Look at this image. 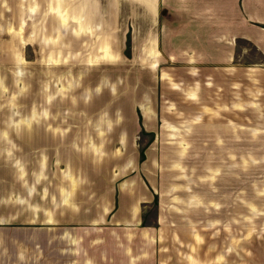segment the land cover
<instances>
[{"label":"rangeland","instance_id":"rangeland-1","mask_svg":"<svg viewBox=\"0 0 264 264\" xmlns=\"http://www.w3.org/2000/svg\"><path fill=\"white\" fill-rule=\"evenodd\" d=\"M172 17L159 0H0V60L12 63L9 76L0 65V123L27 120L33 99L11 96L32 87L51 110L43 120L83 133L89 162L73 202L88 210L75 216L107 236L93 246L105 264L134 257L137 227L152 240L138 263L264 264V90L240 71L214 69L211 81L207 66L170 63L158 31ZM237 56L262 62L243 40ZM139 171L153 200L116 240L108 204L130 198Z\"/></svg>","mask_w":264,"mask_h":264},{"label":"crops","instance_id":"crops-1","mask_svg":"<svg viewBox=\"0 0 264 264\" xmlns=\"http://www.w3.org/2000/svg\"><path fill=\"white\" fill-rule=\"evenodd\" d=\"M159 1L169 13L175 14L174 18L162 22L158 31L160 48L170 63L207 66L211 81L213 77L216 79L214 69H223L225 74L240 71L259 85L256 90L263 95L264 84L259 82L264 83V0ZM241 40L259 53L262 62H237ZM11 64L9 60L3 63L0 60L8 76ZM20 72V68L17 73L11 71L17 78ZM0 86L9 87L2 78ZM30 90L32 95L19 89L11 96L18 105L26 103L19 102V98H26L27 94V100L33 99L22 111L28 114L23 117L27 120L0 123V264H105L101 250L93 246L107 241V236L95 237L91 231L96 228L89 226L88 219L75 216L77 209L83 216L88 204L74 205L73 202V175L87 170L88 143H83V133L74 134L71 121L57 122L45 117L43 120L42 114H50L51 110L42 109L41 98L34 99L35 90L32 87ZM38 93L40 97V90ZM3 105L0 98V108ZM14 143L15 155L8 149ZM138 174L139 181H135L130 198L114 199L108 204L109 211L104 218L105 222L118 226L116 240L122 237L126 225H137L140 221L141 201L153 200L155 191L149 187L151 181L140 171ZM78 191L83 194V184ZM119 210H124V217H120ZM132 234L134 245L127 247L136 252L124 264H131L132 260L142 264L138 260L152 253V240L138 227ZM113 262L122 264L121 256Z\"/></svg>","mask_w":264,"mask_h":264}]
</instances>
